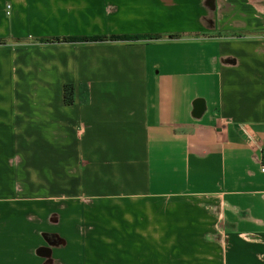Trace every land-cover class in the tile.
<instances>
[{
  "label": "crops",
  "instance_id": "crops-1",
  "mask_svg": "<svg viewBox=\"0 0 264 264\" xmlns=\"http://www.w3.org/2000/svg\"><path fill=\"white\" fill-rule=\"evenodd\" d=\"M263 158L264 0H0V264H264Z\"/></svg>",
  "mask_w": 264,
  "mask_h": 264
},
{
  "label": "trees",
  "instance_id": "trees-1",
  "mask_svg": "<svg viewBox=\"0 0 264 264\" xmlns=\"http://www.w3.org/2000/svg\"><path fill=\"white\" fill-rule=\"evenodd\" d=\"M138 37H113L112 40H119V39H123V40H134ZM72 40H76V39H72V38H64V39H53V40H47L48 42H53V41H57V42H70ZM104 40V38L101 37H94V38H85L84 41H102ZM74 99V94H73V87H66V101L71 104L73 102Z\"/></svg>",
  "mask_w": 264,
  "mask_h": 264
},
{
  "label": "built area",
  "instance_id": "built-area-1",
  "mask_svg": "<svg viewBox=\"0 0 264 264\" xmlns=\"http://www.w3.org/2000/svg\"><path fill=\"white\" fill-rule=\"evenodd\" d=\"M261 170H262V172L264 173V158H263V160L261 161Z\"/></svg>",
  "mask_w": 264,
  "mask_h": 264
}]
</instances>
